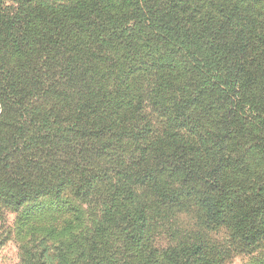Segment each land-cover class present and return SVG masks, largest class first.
Masks as SVG:
<instances>
[{"label":"trees","instance_id":"16d2710c","mask_svg":"<svg viewBox=\"0 0 264 264\" xmlns=\"http://www.w3.org/2000/svg\"><path fill=\"white\" fill-rule=\"evenodd\" d=\"M54 203L57 264H215L172 225L156 245L191 205L259 245L264 0H0V205Z\"/></svg>","mask_w":264,"mask_h":264},{"label":"rangeland","instance_id":"374dc122","mask_svg":"<svg viewBox=\"0 0 264 264\" xmlns=\"http://www.w3.org/2000/svg\"><path fill=\"white\" fill-rule=\"evenodd\" d=\"M68 203L83 209L82 215L87 220L89 210L87 205L74 198L68 197ZM54 203L42 206L25 219V224L20 227L18 222L20 214L14 210L0 205V264H25V251L31 249L38 255L43 251L46 264H57V249L59 243L51 239L40 226L53 225L58 227L64 222L66 215L63 205ZM70 206L65 205L67 210ZM68 214V213H67ZM96 216L94 210L91 215ZM167 223L155 229V241L159 247H166L174 241L170 240L169 225L178 229L183 234L195 235L207 245V253L216 261L215 264H264V240L257 246L246 247L239 242L229 228L205 224L204 215L198 206L191 205L187 208L166 212ZM28 251H26L27 254Z\"/></svg>","mask_w":264,"mask_h":264}]
</instances>
